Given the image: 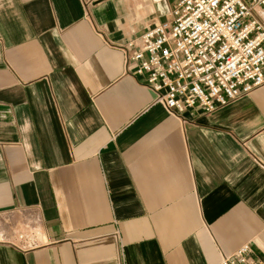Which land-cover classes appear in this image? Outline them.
<instances>
[{
  "label": "crops",
  "instance_id": "obj_1",
  "mask_svg": "<svg viewBox=\"0 0 264 264\" xmlns=\"http://www.w3.org/2000/svg\"><path fill=\"white\" fill-rule=\"evenodd\" d=\"M173 0H0V264L264 260V85L169 113L126 43ZM40 214L42 243L13 230Z\"/></svg>",
  "mask_w": 264,
  "mask_h": 264
},
{
  "label": "built area",
  "instance_id": "obj_2",
  "mask_svg": "<svg viewBox=\"0 0 264 264\" xmlns=\"http://www.w3.org/2000/svg\"><path fill=\"white\" fill-rule=\"evenodd\" d=\"M136 77L169 113L219 107L264 85V0H173L167 19L153 21L123 48ZM42 219L28 211L13 230L20 250L42 243ZM7 231L0 223V242ZM219 264H264L246 244Z\"/></svg>",
  "mask_w": 264,
  "mask_h": 264
}]
</instances>
